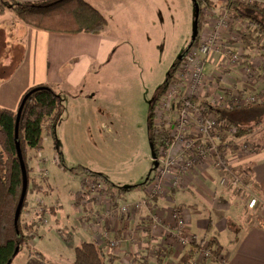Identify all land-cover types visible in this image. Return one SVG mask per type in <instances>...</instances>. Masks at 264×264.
<instances>
[{
  "label": "crops",
  "instance_id": "crops-1",
  "mask_svg": "<svg viewBox=\"0 0 264 264\" xmlns=\"http://www.w3.org/2000/svg\"><path fill=\"white\" fill-rule=\"evenodd\" d=\"M18 1L45 3L53 0ZM87 1L109 20L108 29L101 34L53 33L27 25L11 12L0 15V107L16 111L30 88L40 84L51 86L61 94L63 111L55 126L57 139L53 141L45 128L44 143L53 141L54 148H60L61 143L64 150L71 146L85 150L88 144H93V139L100 150L110 135L118 139L116 130L121 128L122 112L126 110L121 106V97H106L105 84L111 74L121 70V44H126L127 39L135 41L155 35L159 20L157 8L161 6L166 10L168 0ZM213 1L214 5L205 3L202 6L201 36L211 32L215 21L221 18L228 21L229 31L223 32L226 42L229 34L240 36V42L230 41L210 53L205 72L208 76H211V70L217 73L213 74V92L220 93L232 88L243 94H253L259 90L264 94V76L258 74L259 83L254 84L255 75H244L245 66L237 68V64L229 63L224 52L225 49L228 53L242 49L245 44L241 42L240 32L250 30L248 22L228 11L226 0ZM256 1L264 7V0ZM255 13L264 21V13ZM8 36L14 41L8 42ZM257 48L264 51V37L261 44L248 47L247 53ZM250 59L254 61V70L264 72L260 55ZM226 68L230 69L229 72ZM261 80L262 86L258 88ZM65 97L72 103L69 113L64 110ZM147 101L150 104V100ZM143 114L142 118L145 116ZM112 119L116 122L112 123ZM245 137L237 136V140L230 138L231 149L224 151V154L232 170L248 168L246 185L235 189L231 184H221L223 171L208 161L194 166L188 173L176 170L168 182L165 181L163 190L153 194L149 188L157 173L155 169L147 183L143 182V190L136 187L121 196L111 192L117 196L118 202L131 204L134 209L107 218L103 225L97 223V218L106 210V202H96L93 197H90L93 202L89 201L93 192L86 183V197L80 203L76 201V192L82 190V177L59 163L60 156L65 159L63 152L55 151L50 164L43 153L44 149L38 152L30 150L27 158L31 167L46 169L47 173L39 174L33 169L34 179L44 189L28 193V204L21 219L23 231L30 234V238L21 251L26 250L30 264L34 259L36 263L45 264L36 256L62 258L66 264H72L76 246L82 241H95L107 254V264H191L202 246L213 245L220 248L216 254L224 258V263L218 258H207L202 264H264V148L253 152L243 149L238 140ZM213 138L219 145V137ZM169 140L162 146L159 159L165 152L167 155V152L175 149L167 144ZM150 147L153 158L152 145ZM80 165L104 173L116 184L99 160L80 162ZM116 180L121 179L117 177ZM252 198L258 199L254 208L248 206ZM143 199L148 200V205L134 207V203ZM176 209L183 211L187 233L191 238V242L183 247L177 243L175 236ZM153 215L158 221L155 228ZM61 228H65V238H57L58 243L52 247V237H56L53 231ZM105 230L111 234L108 239L103 238ZM46 237L50 239L46 241ZM195 240L196 243L203 241V244L196 247Z\"/></svg>",
  "mask_w": 264,
  "mask_h": 264
},
{
  "label": "trees",
  "instance_id": "trees-1",
  "mask_svg": "<svg viewBox=\"0 0 264 264\" xmlns=\"http://www.w3.org/2000/svg\"><path fill=\"white\" fill-rule=\"evenodd\" d=\"M198 2L201 9L205 3L214 5L213 0H198ZM226 8L244 22H248L250 30L240 32L242 44H245L242 45L243 49L261 44L264 37V21L255 12L264 13V7L256 0H248L247 2L243 0H226ZM7 12L13 13L27 25L46 29L53 33L74 35L86 32L101 34L109 27L108 18L87 0H53L45 3L38 1L0 0V15ZM201 16L199 25L201 23ZM197 42L198 37L192 46H195ZM187 50L188 48L183 53ZM179 63L180 61L177 60L167 74L164 87L156 92L151 99L149 110L150 141L153 153L157 155V158H159L165 141L170 139V132L156 125L155 106L164 95ZM26 95H28V98L21 116L18 140L21 143L27 165L29 193L32 190H43L44 186L30 175L31 171L27 158L28 152L30 150L38 152L44 149L43 132L45 128L48 129L50 134L55 132L57 118L63 111V100L61 94L47 84H40L30 88L23 98ZM17 111L0 107V264H11L21 249L27 246L30 238V234H25L23 231L24 225L22 224L21 217L18 222V228L15 225L14 219L23 187V173L15 137ZM211 111L220 121L218 129L212 133V136L219 137V146L223 152L231 149L232 142L230 139H227L229 135L231 136L230 130L235 129L232 135L236 137H248L264 124V100L250 103L239 102L228 107L223 105L212 106ZM258 149L260 147L257 146ZM60 159L61 162L59 161V163L63 165L61 156ZM65 168L82 177V190L75 194L78 203L86 197V193L84 194L85 182L83 180L86 177H91L105 183L110 192L117 193L120 196L139 186V184L129 186L114 184L104 173L91 170L80 164L70 168L65 166ZM235 171L242 174L245 180L249 176L248 168ZM148 179L149 176L146 178L144 184L147 183ZM27 204L28 194L23 209ZM32 226L33 224L29 227ZM212 243L211 241L210 244ZM194 244L198 247L203 244V241L196 243L195 240ZM18 247L19 252L16 254ZM219 251L220 248L217 247L215 252L218 254ZM73 264H107V254L95 241H82L75 248V260ZM140 264L145 263L141 262Z\"/></svg>",
  "mask_w": 264,
  "mask_h": 264
},
{
  "label": "rangeland",
  "instance_id": "rangeland-1",
  "mask_svg": "<svg viewBox=\"0 0 264 264\" xmlns=\"http://www.w3.org/2000/svg\"><path fill=\"white\" fill-rule=\"evenodd\" d=\"M157 14L159 18L156 27L158 28V32L155 35L151 34L144 37L142 40L134 41L133 39H127L128 42L126 44H121V70L111 74L105 84L108 94L106 97L109 99L121 97V106L124 111L126 110V112H122L124 116H121V128L116 130L118 139L115 140L110 135L107 140L105 139V144L100 150L95 139H93V144H88V148H85V150H77L73 146L64 150L61 143L59 145L60 148H54L53 146V141L57 139V131H55L53 134H50L53 137V141L44 143L45 148L43 153L48 157V163H52L55 151L60 152L59 150L63 152L65 158L63 164L68 168L79 165L80 162L89 163V161L99 160L100 165L106 169V172L116 181L117 185L128 186L139 184L137 188L143 190V182L146 177L151 176L155 171L150 147L151 141L148 124L150 104L148 101L153 98L156 92L164 87L168 72L177 60L180 61L179 58L192 40L195 20L193 0H168L166 10H163L159 6ZM202 26L203 21L199 25L198 35H200ZM7 41L12 42L14 40L11 36H8ZM125 49L128 50L124 51ZM240 51L242 53L240 60L235 63L237 64V68L249 66L250 57L255 55H260L264 59V51L258 48L252 51V53H247V49H243V47ZM225 64H228V62ZM226 69L229 72L230 69ZM238 71L240 73V70ZM213 74L217 73L211 70V77ZM244 75L247 76V72L244 71ZM257 79L254 84H257L259 81ZM261 86L262 81L258 85V88ZM146 99L148 103H146ZM64 100L65 113H69L72 103L69 102L68 97H65ZM143 112L145 113L144 118H142ZM115 122L112 119V123ZM131 132H134V135H131ZM230 138L237 140L235 135H229L227 139ZM238 142H240L239 145L241 144L245 147V150L251 152L257 151V146L264 148V124L258 127L251 136L240 139ZM91 163L97 165L96 162ZM28 165L31 171L30 175L34 178L33 169L35 168L31 167L30 162H28ZM35 170L39 174L44 175V173H47L46 169L36 168ZM117 177L121 180H116ZM64 230L65 228H61L53 231L56 237H52V247L55 243H58L57 238L64 240ZM49 239L48 237L45 238L46 241ZM40 248L42 249L41 246ZM34 250L37 251V248H34ZM44 257L36 256L38 260L45 261V264H66L62 258ZM27 258L28 253L26 250L21 251L11 264H30V262H27ZM34 260L31 264H40L36 263V259Z\"/></svg>",
  "mask_w": 264,
  "mask_h": 264
},
{
  "label": "built area",
  "instance_id": "built-area-1",
  "mask_svg": "<svg viewBox=\"0 0 264 264\" xmlns=\"http://www.w3.org/2000/svg\"><path fill=\"white\" fill-rule=\"evenodd\" d=\"M224 31H229L228 21L221 18L217 22L215 21V27L211 32L204 36L198 35L197 44L190 47L183 54L170 84L157 102L155 107L156 125L168 128L170 140L167 144L175 149L170 153L167 152V155L165 152L162 158H158L159 164L155 168L157 173L149 188V191L153 194L163 190L165 181L168 182L170 176L176 170L188 173L194 166L208 161L223 171L220 179L221 184H231L235 189L246 185L244 176L231 169L224 152L220 151L218 143L212 136V133L216 132L219 127V121L211 108L220 105L228 107L239 102H260L264 100V94L260 90L253 94H243L232 88L224 89L220 93L213 92L212 81L214 77L208 76L205 72V64L211 51L220 48L222 44L226 46L230 41L240 42V36L237 37L236 34H229L226 42L223 35ZM228 49L230 50L229 46ZM224 52L231 64L237 63L242 54L241 51L228 53L227 49ZM261 61L264 63V59H261ZM253 67L254 61L250 59L249 66H245V72L251 76L255 75V81L257 78L258 81L260 80L258 74L264 76V72L258 71L256 73L257 70H254ZM234 132L235 129L230 130L231 135ZM84 180L87 187L91 188L93 192L92 195H88V200L92 201L90 197H93L96 202L105 201L107 204L106 210L98 216L97 223L103 225L107 218H113L118 213H128L131 209H134L131 204L118 202L117 196L108 190L105 183L91 177H86ZM257 202V198H252L248 206L254 208ZM141 205H148V200L143 199L134 203L136 208ZM174 217L176 220L175 236L177 243L182 247L186 246L191 242V238L187 233L186 217L180 209L174 211ZM152 219L155 228L158 221L155 215L152 216ZM103 234V238H110L111 234L108 230L103 231ZM215 250L216 247L213 245L202 246L191 264H202L207 258H218L220 262L224 263V258H221L220 254L217 255Z\"/></svg>",
  "mask_w": 264,
  "mask_h": 264
},
{
  "label": "water",
  "instance_id": "water-1",
  "mask_svg": "<svg viewBox=\"0 0 264 264\" xmlns=\"http://www.w3.org/2000/svg\"><path fill=\"white\" fill-rule=\"evenodd\" d=\"M193 3H194V9H195L194 32H193L192 40L188 46V49H189V47L192 46L193 42L198 37V32H199V19H200L201 8H200L198 0H193ZM183 54L181 55V57L179 59L182 58ZM27 98H28V95H26L20 103V106H19L18 111H17L16 124H15V137L17 140V142H16L17 152H18L19 160H20L21 167H22V173H23V187H22L20 200H19L17 208H16L15 218H14L15 219V225L17 226V228H18V222H19L20 217H21V212L23 210L24 202H25V199H26L27 194H28V186H29V176H28L27 165H26L25 158L23 155L21 143L18 140L21 116H22V112H23ZM150 104H151V100H150ZM153 159H154V167L156 168L159 164V161H158L157 155L154 153H153ZM18 252H19V247L16 249V254Z\"/></svg>",
  "mask_w": 264,
  "mask_h": 264
},
{
  "label": "flooded vegetation",
  "instance_id": "flooded-vegetation-1",
  "mask_svg": "<svg viewBox=\"0 0 264 264\" xmlns=\"http://www.w3.org/2000/svg\"><path fill=\"white\" fill-rule=\"evenodd\" d=\"M155 118H156V116H155Z\"/></svg>",
  "mask_w": 264,
  "mask_h": 264
}]
</instances>
